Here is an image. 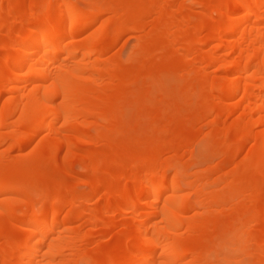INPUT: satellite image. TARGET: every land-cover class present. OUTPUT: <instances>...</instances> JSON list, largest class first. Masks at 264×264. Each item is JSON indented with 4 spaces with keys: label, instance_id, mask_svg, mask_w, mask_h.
Masks as SVG:
<instances>
[{
    "label": "bare ground",
    "instance_id": "bare-ground-1",
    "mask_svg": "<svg viewBox=\"0 0 264 264\" xmlns=\"http://www.w3.org/2000/svg\"><path fill=\"white\" fill-rule=\"evenodd\" d=\"M90 1L0 0V264H264V0Z\"/></svg>",
    "mask_w": 264,
    "mask_h": 264
},
{
    "label": "rangeland",
    "instance_id": "rangeland-1",
    "mask_svg": "<svg viewBox=\"0 0 264 264\" xmlns=\"http://www.w3.org/2000/svg\"><path fill=\"white\" fill-rule=\"evenodd\" d=\"M80 8H82L86 13H95V11L93 10V4L94 3H92V1H90V0H73ZM86 1V2H85ZM90 1V2H89ZM92 9V10H91ZM106 17H102V19L104 20ZM131 41V40H130ZM132 42V41H131ZM123 45V41H121L119 44H118V46H117V48H116V50L118 49H122V46ZM120 47V48H119Z\"/></svg>",
    "mask_w": 264,
    "mask_h": 264
}]
</instances>
